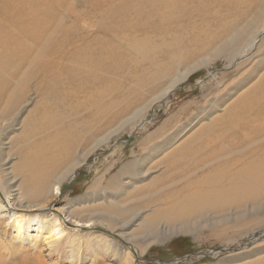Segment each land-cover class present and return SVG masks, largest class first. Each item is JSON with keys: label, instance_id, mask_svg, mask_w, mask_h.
Segmentation results:
<instances>
[{"label": "rangeland", "instance_id": "1", "mask_svg": "<svg viewBox=\"0 0 264 264\" xmlns=\"http://www.w3.org/2000/svg\"><path fill=\"white\" fill-rule=\"evenodd\" d=\"M204 1L202 14L194 15L181 23H171L170 26L169 23L166 24L161 33L165 35L164 40L154 39L159 49L153 57L132 58L138 60V69L142 68V71H135L137 84L131 78L134 76L130 74L133 71L132 63H126L123 66L124 72L119 71L97 87V93L102 92L105 97L98 104L103 120L117 110L123 113L116 120H102L101 124L90 122L93 117L85 119L86 112L79 114L78 121L88 120L87 123L93 127L81 141L77 136L71 137V133L69 137L58 136L52 129L50 132L45 130L44 133L30 135L29 126L26 128L25 122L29 121L26 122L29 124L33 121L42 106L33 92L27 95L25 102L17 107L12 117H8L3 123L0 120L2 191L8 192L7 195L17 210L28 211L45 206L44 211L57 214L64 228L65 236L61 235L57 239V254H53L54 244H48L40 236L37 237L34 245L42 253V260L49 264H79L83 258L89 259L92 256L91 250H88V236L101 233L111 240H123L126 245L135 248L137 253L131 259L132 264H264V203L258 205L249 199H242L244 201L240 202L238 200L237 203H224L221 200H211L208 203L193 201L200 197L197 196L192 201L178 203L188 206L183 217L176 220V224L161 221L152 230L146 226L153 215L152 211L157 210L158 200L181 192V188L195 175L202 174L209 168L198 166L185 175L177 174V170L166 166L172 153L180 145L194 142L202 130L206 132L210 119L221 115L222 109L229 102L222 101L225 90L233 83H240L250 77L252 70L259 68L264 61L260 59L264 49L259 51L260 43L264 39V0L261 1L262 6L259 9H263L262 16L258 10L256 14L259 6L253 11L249 10L251 0ZM59 2L60 5L56 4L52 11H44L46 9H39L37 6L38 15L46 17V23H52L54 27L69 23H121V8L126 9L127 19L132 20L136 13V4L140 0ZM154 2L155 5L158 3L157 0ZM26 7L28 3L24 5V11L28 9ZM32 12L36 13L35 10ZM153 18L156 19L157 16L154 15ZM18 21H23V18ZM245 22L249 23L247 29L215 53L214 50L220 44L217 39L225 35L220 31L221 25ZM0 23H4L1 15ZM158 28L162 26L159 24ZM51 30L53 29L49 31ZM51 39L47 37L48 42ZM117 52L121 54L122 51L117 49ZM259 72L248 78L239 91L247 90L245 87L252 85L264 72V66ZM21 74L19 73L18 78ZM177 78L180 79L168 93L160 99L156 98L163 92V88ZM138 86L144 87L138 89ZM130 88L135 91L132 93ZM111 100L121 102L114 108ZM4 107L5 102L1 104V108ZM181 107H185L183 113L179 112ZM88 111L93 112L94 109ZM173 115L175 117L171 119ZM167 119H171V122L162 128ZM68 121L63 122L66 123L65 126L68 123L74 125L75 120ZM58 130L61 131V126ZM49 136L63 140L59 144H66L77 138L75 143L78 144L60 164L62 169L59 173L66 166L71 168L61 177L58 174V180L50 187L51 190L53 188V195L45 194L42 201H39L40 205L30 207L27 206L26 198L20 195V152L28 151L34 143L48 145ZM211 154L217 161L227 160L231 157L229 155H240L239 152L233 153L231 150L225 152L223 148H219L217 152L212 151ZM76 161L82 163L75 164ZM242 181L252 186L250 189L260 190L252 180L242 178ZM223 185L224 183L221 188ZM205 187H214V184H207ZM204 191L205 189L198 194L202 195ZM105 207H113V210L118 207L116 211H126L120 217L123 222L128 223L127 226L122 227L114 220V217H119L114 216L116 213L111 215L103 212ZM2 210L0 218H7L5 227L10 230L13 225L11 218ZM68 211L80 219H91L92 227L73 228L74 218ZM108 223L117 225L113 230L110 227L112 224L106 225Z\"/></svg>", "mask_w": 264, "mask_h": 264}, {"label": "bare ground", "instance_id": "2", "mask_svg": "<svg viewBox=\"0 0 264 264\" xmlns=\"http://www.w3.org/2000/svg\"><path fill=\"white\" fill-rule=\"evenodd\" d=\"M154 1L137 2L136 13L132 20L127 19L126 9L121 8L119 10L121 23H69L54 27L52 23H46V17L38 15V10L43 8L46 9L44 11H52L56 4L60 5L59 0H0V15L4 20V23H0V120L2 123L8 117H12L17 107L25 102L27 95L33 92L40 99L42 106L33 121L29 124L26 123L29 121L25 122L26 128L27 125L29 126L30 135L34 136L52 129L58 136L69 137L71 133V137L77 136L81 141L86 133L93 129L87 123L88 120L85 121L86 118L93 117L90 122L94 124H101L103 120L98 104L105 97L102 92L97 93V87L110 80L119 71L124 72L123 66L126 63H132L133 71L130 74L134 76L131 78L137 84L135 71H140L142 68L138 69V60L132 58L153 57L159 49L154 39L164 40L165 35L161 33L166 24L169 23L170 26L171 23H181L187 18L202 14L205 4L204 0H157L156 5ZM261 1L251 0L250 6L254 8L250 7L249 10L253 11L259 6L256 8V14L258 10L261 15L263 12V9L259 10L263 2ZM27 3L28 9L24 11V5ZM154 15L157 16L156 19L153 18ZM22 18L23 21H18ZM232 19H235L234 15ZM159 24L162 28H158ZM248 26L249 23L246 22L222 24L220 31L225 35L217 39L220 44L214 52L217 53L222 46L233 42L236 35L245 31ZM50 29L53 30L49 31ZM47 37L52 38L50 42ZM263 47L264 39L260 43L259 51H262ZM117 49L122 51L121 54H118ZM263 55L260 57L261 60L264 59ZM263 66L264 61L259 68L252 70L251 76L258 73ZM19 73H22L20 78H18ZM180 78L163 88V92L156 98L160 99L168 93ZM248 78L240 83H233L225 90L224 98L221 99L223 103L229 102L222 109L221 115L210 119L206 126L207 131L202 130L201 135L194 142L180 145L170 156L166 166L171 170H177V174L185 175L198 166L199 168L209 166V168L204 171L205 173L195 175L181 188V192L176 193L177 195L158 200L157 210L152 211L153 215L146 223L148 229L152 230L161 221L176 224V220L183 217L188 206L178 203L192 201L197 196L200 197L193 201L208 203L211 200H221L224 203H234L249 199L258 205L264 203V72L252 85L245 87L247 90L240 92L239 89ZM95 88L96 92H94ZM3 102L5 107L1 108ZM118 102L121 101H112L114 108L118 107ZM90 109L94 111H88ZM184 109L185 107H181L179 112L183 113ZM83 112H86L85 119L78 121L77 117L79 114L83 115ZM122 113L123 111L117 110L107 116L103 122L116 120ZM173 117L175 116L173 115L171 119ZM69 119L75 120L73 126L69 123L65 126L66 123H63ZM171 119H167L162 128L169 124ZM60 126L61 131L58 130ZM58 138L49 136L48 145L34 143L30 145L28 151L20 152L22 165L20 195L26 198L27 206H38L45 194L53 195L51 185L56 183L59 176L70 171L71 167L66 166L64 171L59 173L62 169L60 164L75 150L78 144L75 143L77 138L66 144L64 142L59 144L63 140L60 141ZM219 148H223L225 152L229 150L233 153L239 152L240 155H229L231 157L224 161L214 160L211 152H217ZM82 161H76L75 164H81ZM242 178H247V181L252 180L260 190L250 189L252 186L242 181ZM222 183H224L223 188H221ZM205 184H214V187L206 188ZM203 189H205L204 193L199 195L198 192ZM7 194L8 192H3L0 186V208L3 209L0 210L5 211L13 224L10 230H7L5 227L7 218L2 220L0 218V264H49L41 259L42 253L34 244L40 236L43 241L55 245L52 250L53 254H57L59 245L57 239L64 235V228L59 222L58 215L45 212V206L28 211L17 210ZM112 208L105 207L103 212L111 215L116 213L113 215L119 217H114V220L122 227L127 226L128 223L123 222L122 218V213L126 211L123 209L116 211L118 207L114 210ZM70 216L74 218L73 228L92 227L91 219L86 217L80 219L73 214ZM115 225L112 224L111 229L114 230ZM33 231L35 234H32ZM88 241V250H91L92 256L89 259L83 258L79 264H132L131 259L134 253H137L135 248L126 245L123 240L116 238L111 240L101 233L97 236L89 235ZM49 254L51 255V252Z\"/></svg>", "mask_w": 264, "mask_h": 264}]
</instances>
